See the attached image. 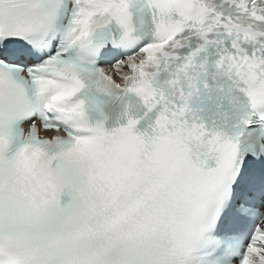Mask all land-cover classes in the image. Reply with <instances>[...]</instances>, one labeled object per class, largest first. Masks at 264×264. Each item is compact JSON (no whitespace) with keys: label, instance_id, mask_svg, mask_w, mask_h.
Segmentation results:
<instances>
[{"label":"snow or ice","instance_id":"1","mask_svg":"<svg viewBox=\"0 0 264 264\" xmlns=\"http://www.w3.org/2000/svg\"><path fill=\"white\" fill-rule=\"evenodd\" d=\"M0 264H264V0H0Z\"/></svg>","mask_w":264,"mask_h":264}]
</instances>
